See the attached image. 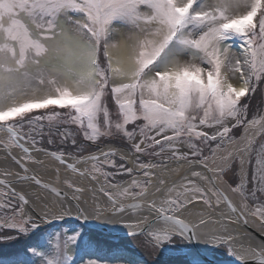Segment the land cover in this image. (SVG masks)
<instances>
[{"label": "snow or ice", "instance_id": "snow-or-ice-1", "mask_svg": "<svg viewBox=\"0 0 264 264\" xmlns=\"http://www.w3.org/2000/svg\"><path fill=\"white\" fill-rule=\"evenodd\" d=\"M120 27L135 32L137 38L110 55L109 47H118L110 45V39ZM234 47L239 48L240 58L233 59ZM42 58L49 61L50 71L32 72L30 66H39ZM234 79L239 83L234 84ZM262 81L264 0H0V148L25 173L21 179L47 188L56 198L34 219L24 212V205L29 204L26 195L0 178V229L29 235L41 224L63 219L73 211L85 221L110 212L108 223H123L129 236H138L144 230L137 232V223H148L152 215L147 243L153 249L176 239L196 241L227 249L239 264H264V247L237 252L231 235L202 231L209 222L202 214L198 221L185 219L190 205L202 203L219 214L214 221L218 224L233 217L247 223L248 214L264 223V202H259L264 197V146L256 154L251 181L245 165L250 162L246 157L252 141L235 150L239 179L229 190L239 196V204L216 187L225 168L231 167L233 153L223 157L224 167L208 164L225 141L237 142L229 135L232 128L245 125L247 132L260 125L264 131V116L248 121L247 102L241 104ZM229 119L235 121L232 128ZM44 121L49 135L65 124L75 126L93 144L102 138L122 139L128 150L120 161L131 153L140 171L134 174L132 168L118 164L115 149L87 157L52 151L47 154L67 170L98 183L102 177L103 183L92 190L91 209L86 200L81 202L79 194L85 189L72 182L66 181L71 196L49 188L36 176L26 175L27 164L39 162L33 151H47L38 146ZM59 135L63 142L76 145L67 129ZM213 142L215 147L204 155L201 145ZM181 145L188 151H180ZM13 149L23 155L17 158ZM140 156L160 157V161H142ZM169 158L199 165L212 176L193 168L190 176L169 183L153 171L166 168ZM81 163L90 167L81 169ZM106 167L116 171L108 172ZM122 173L132 177L127 186L114 182ZM96 191L107 198L105 206L95 202ZM128 198L137 202L125 204ZM138 211L147 214L132 220ZM125 215L129 220H124ZM80 239L79 231L63 238L60 233L49 234L47 247L43 243L28 246L14 264H76L72 253L86 252L89 247L78 243ZM86 264L97 261L89 259ZM190 264L205 261L194 258Z\"/></svg>", "mask_w": 264, "mask_h": 264}, {"label": "bare ground", "instance_id": "bare-ground-1", "mask_svg": "<svg viewBox=\"0 0 264 264\" xmlns=\"http://www.w3.org/2000/svg\"><path fill=\"white\" fill-rule=\"evenodd\" d=\"M128 33H131V34L128 36V38H125V32L123 28L121 27L118 28L116 32H114V36H115L114 38H116L114 39V44H116L118 47L117 48L109 47L110 55L117 52L118 50L125 49L128 45L132 44L136 40L137 34H135L134 32L133 33L128 32ZM129 37H131V39H129ZM238 55L240 57L241 53L238 52ZM35 68H43V69H47L50 71L51 65L49 61L47 60V58H42L39 66H36V65L30 66V70L35 69ZM238 75L239 74H237V76ZM233 83L234 84L239 83L238 79H234ZM261 91L264 94V87L261 88ZM245 100H250L254 102V99L252 97H247L245 98ZM263 104H264V101H263ZM254 134H255V128H248L247 132L244 131L242 135L243 139L240 138L236 143L229 144L226 148L217 150L215 159L214 160L210 159L208 161L209 167H212V168L224 167L226 161L223 159V157H225L229 152H232L233 153L232 159H233V157L236 156L235 150L238 147H241L242 145H246L248 140ZM96 146L97 145H95L94 147ZM45 148L59 151L60 149L61 150L63 149V146L55 145L52 148L50 144H47L45 145ZM109 149H112V148L110 146H107L104 148L103 151H107ZM12 153L17 158H20L23 155L20 149H13ZM99 153L100 152H98L97 154ZM121 153L124 154L126 152L121 151ZM33 158L39 162L38 163H28L27 167L29 168V172L26 175H28L29 177L33 175L36 176L38 179L41 180L42 184L49 186V188L55 187L61 191H67L69 193V196H71L72 190L67 188L66 181L72 182L75 186L85 189L84 192L79 194L81 196V202L86 200L88 202L87 206L91 209V207L94 204V200H93L94 193L92 190L98 189L99 184L103 183L102 177L99 178V183L97 181L91 180L90 177L88 179L82 178L78 174L67 170L64 166L60 165L58 162L54 163L50 161V159L52 158L46 152L42 153V152L33 151ZM128 159L130 161V165L125 164V166L128 168H132L134 174L139 172L140 170L134 167L135 157L132 156V154H128L127 160ZM121 163H123V161H121ZM88 165L81 163V164H78V167L83 169L85 166H88ZM193 168H195V170L197 171L204 172V174L209 177L212 176V173L208 172L206 169L202 168L199 165H189L185 161H176L174 159H171V162L167 164L166 168L157 169L158 173L156 174L157 176L163 179L166 178V180H168V182L171 183L173 180H179L184 175L190 176ZM227 169L228 168H225V171L223 174L224 179L222 181L218 180L216 182V187L224 190L230 196V198L233 200L234 203L239 204V196L237 194L232 193L229 190V186L227 185L225 181L227 179ZM6 172L11 173V175L5 176L4 174ZM24 175L25 173H23L22 169H20L19 166L16 165L15 162L11 159V157L8 156V154L2 148H0V178L9 180L12 183V185L16 188L17 191H22V193L26 195V198L29 200V204L24 205V212L27 215H31L35 219L37 215L41 213V210L44 209L46 205H51L56 198L51 194V192L47 188H42L36 185L30 179L28 180L21 179V177H23ZM131 178L132 177L127 174L124 180H120L119 176L116 175L114 182L122 186H127ZM109 190L116 191L115 189H109ZM151 198L152 197H149V199ZM106 200L107 198L103 197L101 193H99L98 191L95 192V202L96 203H99L101 206H105ZM128 202L131 204V203H136L137 201H134L131 198L125 199L124 203L126 204ZM72 203L74 204L75 201H73ZM65 206L67 207V205ZM189 208H190V211L185 213L186 221H198L201 218V214H202L203 218L209 221L208 223L202 226V231L206 234H211L212 232H221V233L226 232L227 235H231L233 237L232 245L236 249L237 252H241L246 248H255L259 250L260 248L264 247V242H263L264 241V226L259 222L257 217L255 218L254 216L248 214L246 215L247 223L244 222V219H241L239 217H233L231 221H226L222 224H218V223H215L214 221L218 219L219 214L217 212H214L212 209L207 208L202 203H195L193 205H190ZM141 214H147V213L146 212L141 213L138 211L136 214L131 215V219L134 221H138L139 216ZM72 215L76 216L74 211ZM68 216H65L63 219H66ZM109 216L110 214L107 213L104 217L100 218L102 222L104 223L103 224L101 222L103 225V229L106 232L103 234L107 235L108 237V247L110 248H112L111 246L118 247L121 243H128V244L132 243L142 248L144 247L148 252H153L152 254L155 255L156 261L158 262V264L160 262H166V263L172 264V258L175 259V261H173L174 264H181L180 262L176 261V259L181 257V255H169V254H173L176 252L177 249L176 247L174 248L175 245L169 244L167 246V249H164V247L153 249L151 245L147 243L148 240H146L145 242L144 241L141 242L138 237L123 236L122 235L123 232L121 231H128L129 229L123 223H108L107 219ZM129 218H130L129 215L124 216L125 221L129 220ZM89 219L100 222V219H96L94 217H90ZM153 219L154 217L152 215H149V221L152 222ZM54 221H58V220H53L51 222H54ZM59 223L61 222L52 223L51 225H59ZM106 226L108 228L111 227L112 229H116V230H112V229L110 230ZM158 226L159 225H156V227ZM88 227L91 229H94L91 226H88ZM38 229H41V228H38ZM36 230H34L33 233H30L29 236L38 237L39 234L38 232H35ZM81 230L83 231V234H84L85 229L81 228ZM140 230H144L143 234L148 237L150 226L146 225L145 223H137L136 231L140 232ZM0 235H2V237L7 236V235L14 236V231L7 229V228L0 229ZM16 235L20 237L27 236L24 234H16ZM200 246L201 247H198V251H197L193 248L192 244L185 245V249H187L186 253L189 255L191 260H193L194 258H199L203 260L202 256L207 257V258H212V255L210 254V252L213 246L206 245L204 243H200ZM103 251H104V248H103ZM85 253L91 254L94 256H102L105 260L108 259L110 261H114L112 259V253L106 252V251L102 252V251H96V250H89L88 252H81L78 250L76 253H72V255L75 254L77 256H81ZM75 255H73V258L75 257ZM22 258L23 256L20 259ZM226 260L228 262H233L236 259L233 257L231 259L226 258ZM137 261H140L142 264H155L149 258H142L140 256L137 257ZM121 262L122 264H132V262L130 261H121ZM182 264H190V262L188 260L186 263H182ZM205 264H207V261H205Z\"/></svg>", "mask_w": 264, "mask_h": 264}, {"label": "rangeland", "instance_id": "rangeland-1", "mask_svg": "<svg viewBox=\"0 0 264 264\" xmlns=\"http://www.w3.org/2000/svg\"><path fill=\"white\" fill-rule=\"evenodd\" d=\"M211 2H213V0H209V3H211ZM121 28H123V30L125 32V38H128V36L131 34V33H128V32H132L133 33V31H129L127 28H124V27H121ZM114 37L115 36L113 34L111 39H110V45L114 44V39H116ZM238 52H240L239 48L234 47L232 49L233 59L240 58L239 55H238ZM39 70L49 71V70L43 69V68H35V69H32L31 71L32 72H36V71H39ZM262 87H264V81H262L259 84V86L256 88V91H255L254 94H250L249 96L243 97L241 99V104H244L245 102H247V116H246V119L248 121L252 120L254 117L258 118V117L264 115V104H263L264 94L261 91ZM247 97H252L254 99V102L250 101V100H245V98H247ZM107 103H108V106H109L110 110H114V105L112 104V102L109 100V101H107ZM234 123H235V121L231 120V119H229L227 121V124H228V126L230 128H232V125ZM44 124H45V129H44L43 139L40 141V144L38 145V146H41L44 149H47V148H45V145L49 144L48 143L49 139H51L53 141V143L50 144L52 146V148L55 145H61V146H63L62 150L64 152L73 153V154H79V155L95 154V153L103 151L104 148L107 147V146H110L112 149L114 148V145H117L118 147H126V148H128V144L125 141H123L122 139L118 138V137L112 138V139H103L102 138L97 143H95V144L92 143L93 146H91L89 144L91 142L84 140L83 134L79 131V129H77L73 125L61 124L59 126V131L56 128H53L51 135H49V130L47 128V121H44ZM129 127H131V125ZM65 129H67L68 131H70L73 134V137L75 138V140L77 142L75 146H73L70 141L67 142V143L63 142L62 137L59 135V132H62ZM214 130L215 129H205V131H208V132H212ZM244 131H245V125H240V126H237L235 128H232V130H231L229 135L232 136V137H235L236 141H238L242 137ZM38 139H39V137H38ZM249 140L252 141V143H251L252 151H251L250 155L246 157V161H250V162L246 163L245 167H246V170H247V173H248L249 181H251V176H252V172H253V166H254L255 160H256V154L259 151V149L261 148V146H264V131L261 130V126L260 125H257L255 127V134ZM229 144H232V143H228L227 141H225V143L222 146V148L223 149L226 148ZM95 145H97V146L94 147ZM201 147L203 148L204 155H209V149H210V147H215V142H213L211 146H209V145H201ZM221 149H219V150H221ZM49 150H53V149H49ZM53 151H56V150H53ZM60 151H61V149L59 151H56V152L59 153ZM180 151L187 152L188 151L187 146L186 145H181L180 146ZM129 154H131V153H129ZM168 156H169V154L165 153V157H168ZM140 159L142 161L143 160H151V161H154V162H159L160 161V157L140 156ZM116 162L118 164L121 163L117 159H116ZM168 162H171L170 158L167 159V163ZM123 163L130 165L129 159L128 160L126 159L125 161H123ZM88 167H90V164L88 165ZM134 167H136L135 163H134ZM239 169H240L239 160L236 158V156H234L233 159H232L231 167L227 169V179L225 181H226L228 186L231 185V186L234 187L236 185V183H238L239 177H238L237 173L239 172ZM105 170L108 171V172H115L116 171L115 169H112L110 167H106ZM153 171L155 173H158L157 169H153ZM126 175L127 174L122 173V174H119L118 176H119L120 180H124L126 178ZM82 178H87L88 179L89 176H83ZM165 180H166V178H165ZM89 181H90V179H89ZM166 181L168 182V180H166ZM248 186H249V188H251V186H252L251 183H249ZM259 195L260 194L258 193V196ZM259 202H264V197H260V201ZM71 216L76 217V216H74L72 214H71ZM0 218H2V215H0ZM258 220L264 226V223H262L260 219H258ZM87 221L91 222L90 219L87 220ZM49 225H51V224H48L46 226H49ZM81 228H84L85 230H87V234H93L92 232H89V231H93V229H91V228H89V227H87L85 225H82L78 221H72V220L71 221L65 220L64 222L59 223V225H56V226L52 227L49 230L48 234L60 233L61 237L63 238L65 234H69L70 235L74 231H79L81 233V239H80V241L78 243L86 244L87 241L84 238L86 232L83 234V231L81 230ZM48 234L45 236V238H44V240L42 242L45 245V247H47V240H48V236H49ZM138 238L140 239L141 242H143V241L145 242L146 240H148V237L144 236V235L141 236V237L138 236ZM105 241H108V238H105ZM61 243H62V241H61ZM172 244L175 245L174 248L176 247L177 250H176L175 253L169 254V255H181V257L177 258L176 261L180 262L181 264L182 263H186L188 260H189V262L192 261L191 258L189 257V255L186 253L187 249H185V245H187V244H186L185 241H181L179 239H176ZM168 245L169 244H165L163 246L164 249H167ZM197 245H198V247H201L200 243H197ZM94 247L95 248H99L97 246H94ZM139 247L140 246H137V245L132 244V243H129V244L128 243H121L119 245L118 250H116V251H114V253H112V259L114 261H110L108 259L105 260L102 256H94V255L86 254V253L81 255V256L75 255L76 258L74 257V260H75L76 264H86V261L89 260V259L96 260L97 264H122L121 261H130V262H132V264H142L140 261H137V257L139 256V252H138ZM143 249L145 251H147L144 247H143ZM89 250H92L91 246L88 247V250L86 252H88ZM210 254L212 255V258H210V259L214 260V261H225L226 258L227 259H231V258L234 257V256L229 255L227 249H225V248L213 247L211 249ZM81 258H83V260ZM15 261H17V260H12V261H10L7 264H12ZM173 261H175L174 258H172V264H174ZM161 264H167V263H161ZM168 264H171V263H168Z\"/></svg>", "mask_w": 264, "mask_h": 264}, {"label": "trees", "instance_id": "trees-1", "mask_svg": "<svg viewBox=\"0 0 264 264\" xmlns=\"http://www.w3.org/2000/svg\"><path fill=\"white\" fill-rule=\"evenodd\" d=\"M100 59L103 60V52L100 53ZM54 226L56 225H49L41 229H37L35 232H38V237H31L29 235L20 237L14 232L13 239L5 240L2 239V235H0V264H7L12 260L20 259L24 255L25 249H27L28 246L42 243L49 230ZM85 232L86 234L84 238L87 241L86 244L89 247L91 246L92 250L112 253L119 248V246H111L112 248L108 247V241H105V238H108L107 236H104L96 231H89L93 234H87V230H85ZM94 246L99 248H95ZM138 252L140 257L149 258L153 263L158 264L155 255L152 254L153 252H147L141 247H139Z\"/></svg>", "mask_w": 264, "mask_h": 264}, {"label": "water", "instance_id": "water-1", "mask_svg": "<svg viewBox=\"0 0 264 264\" xmlns=\"http://www.w3.org/2000/svg\"><path fill=\"white\" fill-rule=\"evenodd\" d=\"M113 149H115L116 150V153H117V155H118V153L120 152V151H125V152H127V149L126 148H123V147H117V146H115ZM48 152H52V151H49V150H47L46 151V153H48ZM42 153H45V152H42ZM95 154H97V153H95ZM32 155H33V153H32ZM98 155V154H97ZM88 155H86L85 157H87ZM52 158V157H51ZM50 161H52V162H54V163H57V161L56 160H54L53 158L52 159H50ZM126 204H130L129 202L128 203H126ZM109 214H110V212H109ZM65 220H67V221H78V222H80L82 225H85V226H91L92 228H94L93 230H96V231H99V232H101V233H106L105 231H104V229H103V225H102V220L100 219V222L99 221H95V220H91V222L90 221H85V220H82V219H77L76 217H73V216H71V215H69L66 219H61V220H58V221H54V222H49V223H43L42 224V226H44V225H48V224H52V223H57V222H64ZM102 222V223H101ZM104 224V223H103ZM146 225H148V226H150V225H152V222L151 221H149L148 223H145ZM107 227V226H106ZM108 228V227H107ZM108 229H112L111 227L110 228H108ZM112 230H115V229H112ZM121 232H123V236H129L127 233H128V231H121ZM141 235V234H140ZM130 237H133V236H130ZM186 241V243L188 244V245H193V248L195 249V250H197L198 251V245H197V242L196 241H192L191 242V244L187 241V240H185ZM202 258H203V260H205V261H207V262H211V264H239V262L238 261H236V260H234L233 262H228V261H214V260H211L210 258H207V257H204V256H202Z\"/></svg>", "mask_w": 264, "mask_h": 264}]
</instances>
